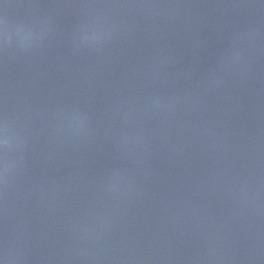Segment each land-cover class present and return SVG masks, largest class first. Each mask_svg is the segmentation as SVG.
<instances>
[{
	"label": "water",
	"instance_id": "water-1",
	"mask_svg": "<svg viewBox=\"0 0 264 264\" xmlns=\"http://www.w3.org/2000/svg\"><path fill=\"white\" fill-rule=\"evenodd\" d=\"M4 264H264V0H0Z\"/></svg>",
	"mask_w": 264,
	"mask_h": 264
},
{
	"label": "clouds",
	"instance_id": "clouds-1",
	"mask_svg": "<svg viewBox=\"0 0 264 264\" xmlns=\"http://www.w3.org/2000/svg\"><path fill=\"white\" fill-rule=\"evenodd\" d=\"M8 130L7 127L0 128V147H7L8 140H7ZM0 264H4V261L0 259Z\"/></svg>",
	"mask_w": 264,
	"mask_h": 264
}]
</instances>
